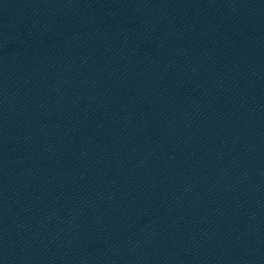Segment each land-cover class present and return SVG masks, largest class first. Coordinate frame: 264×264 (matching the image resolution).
Returning a JSON list of instances; mask_svg holds the SVG:
<instances>
[{"label": "water", "instance_id": "1", "mask_svg": "<svg viewBox=\"0 0 264 264\" xmlns=\"http://www.w3.org/2000/svg\"><path fill=\"white\" fill-rule=\"evenodd\" d=\"M0 264H264V0H0Z\"/></svg>", "mask_w": 264, "mask_h": 264}]
</instances>
